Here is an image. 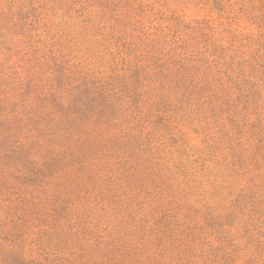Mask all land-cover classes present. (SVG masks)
Here are the masks:
<instances>
[{
    "label": "rangeland",
    "instance_id": "374dc122",
    "mask_svg": "<svg viewBox=\"0 0 264 264\" xmlns=\"http://www.w3.org/2000/svg\"><path fill=\"white\" fill-rule=\"evenodd\" d=\"M0 264H264V0H0Z\"/></svg>",
    "mask_w": 264,
    "mask_h": 264
}]
</instances>
